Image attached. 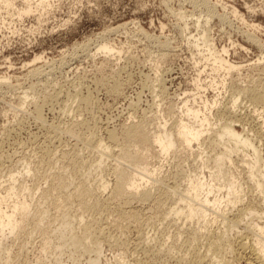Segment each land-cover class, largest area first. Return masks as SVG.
<instances>
[{
	"label": "rangeland",
	"instance_id": "rangeland-1",
	"mask_svg": "<svg viewBox=\"0 0 264 264\" xmlns=\"http://www.w3.org/2000/svg\"><path fill=\"white\" fill-rule=\"evenodd\" d=\"M29 2L33 10L23 17L16 14L22 0H15L9 13L0 12V77L4 76L0 78V188L4 191L10 186V177L17 176L15 187L27 200L28 220L42 217L46 224L37 232L32 229V221L17 236L9 235L0 257L10 250L7 264H86L96 255L93 243L100 242L97 264H193L194 254H207L219 264H253L249 254L239 249L243 241H248L244 240L247 226L239 211L229 206L225 212L216 211L219 216L215 221L185 223L184 217L171 211L179 202L178 194L157 193L163 181L169 187L178 185V193L184 194V179L190 172L202 171L208 178L210 169L195 153V159L179 150L176 154L183 155L150 158L151 168H159L156 180L160 182L147 187L153 195L146 201L137 197L109 198L117 157L108 155L102 169L92 170L87 184L95 189L102 175L110 185L100 200L110 204L100 209L101 214L82 213V223L91 227L90 240L84 239L78 220H72L78 237L75 248L66 235L68 225L60 224L64 209L80 215L78 199L63 202L59 208L55 206L62 200L59 193L51 191L48 198L42 193L52 189L59 174L66 178L69 190L75 186L77 180L62 154L77 153L90 159L98 152L94 150L99 138L105 141L107 132L119 133L131 122L147 121L151 123L149 129L154 127L151 132L165 119L168 124L175 123L180 111L173 107L185 93L191 95L190 100L200 102L201 95L203 100L220 99L223 104L237 93L238 86L262 90L264 71L259 68L264 65V0H212L218 2L217 14L223 18H207L204 8L196 7L192 0H48L46 7H37L36 0ZM233 8L237 15L231 11ZM201 30H206L208 40L217 49H228L227 58L241 64L239 71L228 76L223 70L209 74L208 65L202 71L206 62L192 42L203 34ZM249 35L259 43L250 41ZM104 40L115 47L112 52L98 51V44ZM34 68L42 73L28 74ZM198 77L203 84L213 80L220 84L224 79L227 83L225 87L216 89L214 85L203 90L195 85ZM160 84L166 87L165 93L160 91ZM77 93L88 94L90 106L80 109L74 96ZM240 100L238 110L242 115V107L247 112L251 106L247 100ZM74 118L94 126V147L84 146L83 139L90 136L85 127L80 129L79 137H67L62 132ZM174 123L167 125L172 127ZM241 128L236 126L238 131ZM194 147L199 154L200 149ZM46 149L53 153L52 162L40 164L39 156ZM217 149L209 151L208 156H213L210 163ZM232 158L231 171L242 178L241 156ZM52 200L56 208L49 204ZM45 204L47 210L42 213ZM223 215L227 216L225 222ZM47 238L53 240V245L49 254L42 255L40 248ZM58 244L61 247L56 249Z\"/></svg>",
	"mask_w": 264,
	"mask_h": 264
},
{
	"label": "bare ground",
	"instance_id": "bare-ground-1",
	"mask_svg": "<svg viewBox=\"0 0 264 264\" xmlns=\"http://www.w3.org/2000/svg\"><path fill=\"white\" fill-rule=\"evenodd\" d=\"M22 1H24V3L20 9L18 8L19 10L16 13L19 17H23L33 10L29 0ZM36 1H38L37 7H46L45 5H48V0ZM217 3L212 2V0H192V4L196 7L199 6L204 8L207 18L218 15ZM14 6L15 0H0V12L5 11L9 13ZM223 7L224 6H222V8ZM231 11L237 15V9L233 8ZM218 16L223 18L224 15ZM201 31L203 34H200L198 38H194L193 36L192 38H194V40L192 42L206 62L202 71L205 70L207 65L210 67L209 74H215L223 70L228 76L232 71H239L242 66L241 64L230 61V59L227 58L228 49L225 47L221 50L217 49L213 43L208 40L205 34L206 30ZM248 37L250 41L259 43L255 37L251 35ZM98 45V51L109 53L115 49V47L105 40ZM36 59H40V57L36 56ZM259 70L260 72L264 71V65L262 67L260 66ZM202 71H200V73H202ZM41 73V70L38 68H34L28 72V74L32 76H37ZM1 77L4 78V76ZM0 81L3 82V80ZM226 83L224 79L220 84L216 83L215 80L211 81V84L209 85L203 84L198 77L195 85H197L199 89L207 90L209 86L214 85L216 86V89L218 86L225 87ZM160 85V91L165 93V86L162 84ZM229 87L231 88L232 86H228V88ZM238 87L239 88L236 89L237 93H234L231 99L223 104L220 102V99H212V101L208 99L203 100L201 95H199L200 102H198L196 98L190 100L189 98L191 95L189 97L188 93H185L184 97L179 98L178 102L175 104L176 106L173 104V108L176 107L180 111V115L178 114L179 117L177 116V121H175V123L173 122L174 126L168 127V125L171 126L173 123L171 121V123L168 124L165 119L160 121L157 125L154 123L157 127L152 124L157 129H154V131L151 132L150 129L154 128L149 129L151 123L149 125V122L147 121L136 123L131 122L125 126L123 125L119 133L114 130L109 132H107L108 130L105 131L107 132V140L104 141L99 138V144L98 142H93V136L97 138L95 134L93 135L94 126H90L85 123V121H77L75 118V121H72L71 123L69 122L70 124H68L62 132L66 134L67 137H79L81 128L83 129V127H85L87 130L89 129L90 136L82 139L85 144L84 146L86 147L94 143L97 144L96 146L92 145L93 147H96V150L94 151H98V154L96 153L97 157H95L96 155H93L94 157L92 156L88 159L83 158L84 156H79L77 153L62 154L61 158L67 162L77 182H75V186L69 190L68 184H65L66 178L62 174H59L56 176L57 181L52 184L53 187L51 186L53 190L51 188V190H44L42 194H45V197L48 198L51 197V191L59 193L58 196H60L62 200L60 204L55 202V206H58L59 208L63 202H68L75 198L78 199V207L80 211H82L78 217L76 214H71L67 209H64L61 214L62 222L60 226L68 225L66 235L71 239L73 248H75V244L78 242V237L73 232L75 224L72 220H78L77 224L84 232V239L90 240L92 232L89 228L91 227L82 223V213L89 211L101 214L100 209H104L110 204H106V201L104 202V200H100L102 196L101 193L107 190L110 185L102 175L98 179L99 185L95 189L87 184V180L89 179L92 170L100 169L101 166L104 165L105 158L108 155L114 154L117 157L115 168H113L114 180H112V188L110 190L111 196L109 195L110 197H108L114 199H119L120 197H137L139 200L146 201L151 198V195H153L147 187L160 182V179L157 181L158 179L156 178L159 168H151L149 161L150 158H154V156L157 155L159 157L162 156V159H164L173 154L177 155L176 151L179 150L189 153L193 158L195 155L196 157L198 155L203 166L210 169L208 178L202 171L190 172L184 179L186 183L185 185L187 186L186 189H183L184 194L178 193V185L169 187L168 185L166 186L163 181H161L162 187L160 186L162 189L160 187L157 189V186L156 189L159 191L156 192H164V194L167 193L168 195L178 194L179 202L177 206L171 208V211L178 217H184L185 223L193 220H196L198 224L199 221H215L216 217L219 216L218 212H216L217 210L225 212V208L229 206L232 207L233 210L236 209L239 211L238 214H242L241 221H244L247 226L244 234L245 239H242H248V241H243L240 244L239 249H241V253L245 252L249 254L248 258L251 259L253 264H264V88L260 90V88L247 85L242 86L241 88L240 86ZM233 88L232 90H234ZM74 96L77 98L76 101L79 102V106L77 104L79 108L83 106L87 108V106H90L92 103V99L88 94L81 95V93H77V95ZM26 97L27 96L24 95V99ZM240 98L250 102L251 106L250 110L248 109L249 111L247 112L243 110L242 107V115L239 114L241 110H238L240 109ZM261 107H263V109H261ZM39 110L40 109H37L36 111L39 112ZM169 111H172V106ZM38 112L37 114H40ZM238 124L242 126V131L236 129ZM56 129L58 128L56 127ZM54 132L56 131L54 130ZM194 145L200 149L199 154H196L198 152L194 150ZM115 147H119L120 150L118 152L115 151ZM216 148H219V150L217 149L218 151L215 152V156L210 163V158L213 156L209 157L208 153ZM180 154L183 155L182 153H179L177 156H180ZM232 155L241 156L242 178L235 176L231 171V166L234 165ZM52 157L53 153L49 149H46L39 156L41 162L39 163H45L46 165L51 164ZM187 157L189 156H186L185 158ZM182 159H184V156H182ZM120 160L124 163L122 164ZM27 172H29V170H27ZM100 174L102 173L100 172ZM83 175L85 176L82 178L81 176ZM17 179V176L12 175L10 177V186L4 191L0 188V252L3 249V246L6 245V239L9 235L17 236V233L22 231L24 225L32 222L34 219L33 217V219H31L32 221L28 220L27 200L23 195L19 194L17 187H15ZM109 198L107 199L109 200ZM52 201L53 202L50 201L51 203L49 202L50 205L54 203V200ZM46 210L47 206L45 204L42 213L46 212ZM134 215H136V213H134ZM224 215L222 216V221L225 222L227 216ZM99 219L100 216L96 217L95 222ZM228 220L230 221V219ZM45 224L46 223L43 222L42 217H37L33 221L32 229L38 232L43 226H45ZM232 227H235V225L233 224ZM54 232L57 233L58 230H55ZM52 245L53 240L51 238L44 239L40 248L41 254H49ZM60 247L61 244H58L56 249ZM101 248L102 245L100 242L93 243L92 251H95L96 255L94 258L89 257L86 264L99 263ZM10 255V250H7L5 257H0V264H7ZM213 261L214 260H211L207 254L202 256L194 254L191 259L193 264H219ZM24 264L34 263L25 261ZM37 264H40V262L37 261ZM71 264L75 263L72 262Z\"/></svg>",
	"mask_w": 264,
	"mask_h": 264
}]
</instances>
